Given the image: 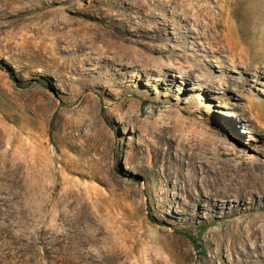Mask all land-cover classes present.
Here are the masks:
<instances>
[{
  "label": "rangeland",
  "instance_id": "obj_1",
  "mask_svg": "<svg viewBox=\"0 0 264 264\" xmlns=\"http://www.w3.org/2000/svg\"><path fill=\"white\" fill-rule=\"evenodd\" d=\"M262 171L264 0H0V264H264Z\"/></svg>",
  "mask_w": 264,
  "mask_h": 264
},
{
  "label": "bare ground",
  "instance_id": "obj_2",
  "mask_svg": "<svg viewBox=\"0 0 264 264\" xmlns=\"http://www.w3.org/2000/svg\"><path fill=\"white\" fill-rule=\"evenodd\" d=\"M149 18H151L152 22H155V23L157 22L156 21L157 17L153 18L150 16ZM130 23L131 22H126V21L121 23L118 27V31H117L116 36L113 35L112 31L102 30V32H101L99 30L101 32L100 35H102L104 38H106L108 47H114L116 50L115 52H117L114 62H116V61H118V62L129 61V59H130V61H134L138 57H142L141 55H139L138 52H135L134 50L130 51L129 46L126 45V43H129L131 40L129 38V36H132L133 32L135 34V31H133L128 26V24H130ZM195 170H196V171H194L195 174H198V175L201 174L200 173L201 169L199 170V168L198 169L195 168ZM209 172H211V171H209ZM205 173L206 172H203V174H205ZM213 175H216V176H214V178L212 179V183H214V185H220L219 189L221 190V192L224 195L226 194V192L229 193V191H231L232 189H236L238 191H241V188L238 186V184L234 185L232 183L234 180H232V182H230V183H227V178L225 177V175H220L217 173H215ZM182 179H183V177H182ZM184 182L187 184L190 199L192 201L200 204L203 201V199L200 198L199 195L196 196L195 194L192 193L193 189L197 186V183L199 182V177H196V179H195L193 177V175L190 174V172H188L185 175ZM244 188H246V189L249 188V189L258 191L261 195V199L264 200V171H262L261 174H259V175L254 174L252 179L249 182L245 183ZM189 208H190L189 213H191L192 212V210H191L192 206H190ZM258 219H261L264 221V218H258Z\"/></svg>",
  "mask_w": 264,
  "mask_h": 264
},
{
  "label": "trees",
  "instance_id": "obj_3",
  "mask_svg": "<svg viewBox=\"0 0 264 264\" xmlns=\"http://www.w3.org/2000/svg\"><path fill=\"white\" fill-rule=\"evenodd\" d=\"M53 121H54V120H52V123H53ZM188 237H189V239L192 241V243H194V244L197 243L196 240H195L192 236H188Z\"/></svg>",
  "mask_w": 264,
  "mask_h": 264
}]
</instances>
